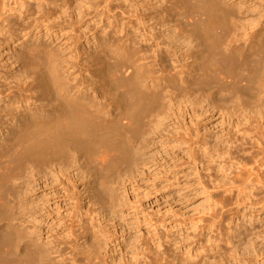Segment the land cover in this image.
<instances>
[{
    "label": "rangeland",
    "instance_id": "obj_1",
    "mask_svg": "<svg viewBox=\"0 0 264 264\" xmlns=\"http://www.w3.org/2000/svg\"><path fill=\"white\" fill-rule=\"evenodd\" d=\"M223 1L234 9L225 30L228 42L236 40L239 33L250 34L264 27V0ZM8 3L0 17V90L15 85L19 95L27 83L42 84L43 67L53 76L50 82L55 90L44 96L38 85L33 86L30 94L41 96V103L48 102L53 93H71L82 97L91 109H100L101 114L112 118L122 108L118 100L126 87L111 80L106 66H97L87 54L96 47L102 50L101 57L120 46H146L149 41L143 40L142 34L172 44L170 32L176 36L174 44L179 48L177 63L170 68L177 78L162 92L159 107L143 119L142 133L130 143L133 155L130 164L100 171L87 154L70 150L51 159L48 165L26 161L7 170L10 143L4 139L6 129L0 127V238L5 236L9 240L0 251V264L94 263L69 243L75 240L69 224L73 202L78 199L83 205L79 213L106 232L98 264H146L147 260H152V264H212L221 259L222 248L229 247L224 241L219 242L220 250L206 248L195 256L196 241L204 231L206 213L210 210L208 193L197 178L196 165L190 156L191 136L197 122L203 133L221 135L236 118L257 114L264 108V81L257 83L254 90L228 91L222 98L214 94L217 89L214 87L205 91L193 86L174 88L181 78L184 52L192 47L189 42L194 36L188 23L205 17L187 12L184 0H8ZM23 29L27 31L22 32ZM34 40L47 45V51H38L32 60H20L16 54L24 44L18 41L30 45ZM76 48L80 49V56ZM207 62L208 59L197 61ZM156 68L150 65L140 73L149 76ZM15 106L18 105L9 109ZM89 185L100 201L112 209L89 203L90 194L86 191ZM98 209L111 219H104ZM236 209L231 212L237 214L241 209L245 228L242 236L256 234L257 230L264 237V210L243 205ZM228 212L225 215L233 216ZM155 228L159 230L157 234ZM32 238L43 250L40 263L32 261L26 252L28 248H23ZM81 243L83 240L77 242ZM240 253V264H264V251Z\"/></svg>",
    "mask_w": 264,
    "mask_h": 264
},
{
    "label": "bare ground",
    "instance_id": "obj_2",
    "mask_svg": "<svg viewBox=\"0 0 264 264\" xmlns=\"http://www.w3.org/2000/svg\"><path fill=\"white\" fill-rule=\"evenodd\" d=\"M184 2L188 7L187 12L205 17L188 23L192 25L190 28L192 27L194 36L189 42L192 47L184 52L186 60L181 65V78L174 88L193 86L205 91L207 87H214L217 88L214 94H220L221 98L226 97L228 91L254 90L257 83L264 81V27L250 34L239 33L236 40L228 42L225 30L229 24V16L234 11L231 4L223 0ZM8 4V0H1L0 17ZM109 9L107 6L106 10ZM175 37L171 32L168 34L170 44L159 42L153 35L142 34L141 38L149 41L146 46H120L115 52H107V55L101 57L99 54L102 50L96 47L87 54V58L94 64L96 62L97 66H106L107 73L112 75L111 80L126 87L125 91L120 92L118 100L122 108L112 118L101 114L100 109H91L82 97L72 96L71 93H53L54 96L48 102L41 103V96L30 94L33 86L38 85L44 96L48 91L55 90L50 82L53 76L44 71L43 67L41 74L39 72L42 84L27 83L19 95H16L17 86H4V91L0 90V127L6 129L4 139L6 143H10L6 153L9 158L7 170L19 167L26 161L45 162L48 165L51 159L59 158L70 150L87 154L100 171L114 170L120 165L130 164L133 159L130 143L142 133L143 119L159 107L162 92L177 78L170 71L171 66L177 63L179 46L174 44ZM6 39L9 40L10 37ZM18 44L24 46L19 47L16 56L24 61L34 59L38 51L40 53L48 49L41 40H34L30 45L25 41H18ZM76 51L80 56V49L76 48ZM199 59L203 62L208 59V62L197 63ZM149 64L152 68L157 67L156 70L149 76L141 74L140 70L148 68ZM38 102L39 105L36 104ZM15 104L18 106L9 109ZM7 115L10 118L6 119ZM13 119L17 120L12 122ZM189 148L196 165L197 178L208 193L210 210L206 213L204 231L196 241L195 256H200L206 248L220 250L221 241L228 243L229 247L222 248L224 251L221 259L214 260L212 264H224L223 261L240 264L242 250L255 254L263 252V234L256 230V234L252 232L253 234L242 236L245 228L240 218L241 209L238 211V208L243 205L264 210V108L248 118H236L221 135L203 133L197 122ZM86 191L90 194V204H101V208L112 209L100 201L92 185ZM55 193L59 194L60 191ZM232 206L237 207V214L231 212L235 211ZM82 208L79 199L73 202L69 230L75 240L69 243L78 247L80 254L86 255L87 261L94 262L89 261L91 264H98L96 260L98 261L106 242V232L86 215L80 214ZM228 211L233 216L225 215ZM98 212L104 219L110 218L101 209ZM31 214H36L35 208L31 210ZM158 231L155 228L156 234ZM3 238H0V251L9 242L5 236ZM80 240L83 243L77 244ZM23 248H28L26 252L32 261L41 262L43 250L36 239L32 238ZM157 248L160 249L161 246L158 244ZM158 254L161 255V252ZM145 262L153 263L152 260Z\"/></svg>",
    "mask_w": 264,
    "mask_h": 264
}]
</instances>
